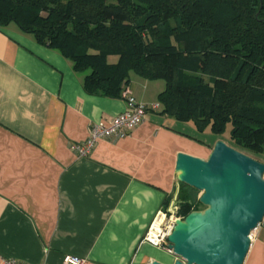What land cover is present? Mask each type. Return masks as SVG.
Returning a JSON list of instances; mask_svg holds the SVG:
<instances>
[{
  "label": "crops",
  "instance_id": "0c3cea01",
  "mask_svg": "<svg viewBox=\"0 0 264 264\" xmlns=\"http://www.w3.org/2000/svg\"><path fill=\"white\" fill-rule=\"evenodd\" d=\"M127 89L151 106L165 85L131 76ZM125 108L124 99L88 95L58 52L14 25L0 28V264H62L65 255L85 264L175 263L142 240L177 202V156L207 160L219 139L151 111L88 157L71 150ZM254 159L264 164V155ZM244 264H264V220Z\"/></svg>",
  "mask_w": 264,
  "mask_h": 264
},
{
  "label": "trees",
  "instance_id": "16d2710c",
  "mask_svg": "<svg viewBox=\"0 0 264 264\" xmlns=\"http://www.w3.org/2000/svg\"><path fill=\"white\" fill-rule=\"evenodd\" d=\"M10 25L70 61L88 95L123 99L132 74L163 81L157 114L230 127L231 147L264 155V0H0ZM198 192L180 183L181 216Z\"/></svg>",
  "mask_w": 264,
  "mask_h": 264
},
{
  "label": "water",
  "instance_id": "95a60500",
  "mask_svg": "<svg viewBox=\"0 0 264 264\" xmlns=\"http://www.w3.org/2000/svg\"><path fill=\"white\" fill-rule=\"evenodd\" d=\"M175 172L201 192L204 209L176 222L168 237L174 264H244L264 220V164L219 140L207 160L180 153Z\"/></svg>",
  "mask_w": 264,
  "mask_h": 264
},
{
  "label": "built area",
  "instance_id": "2783aa9c",
  "mask_svg": "<svg viewBox=\"0 0 264 264\" xmlns=\"http://www.w3.org/2000/svg\"><path fill=\"white\" fill-rule=\"evenodd\" d=\"M123 99L126 103L125 111L108 121L94 123L90 129V137L83 143H76L71 146L80 157H88L92 154L97 144L107 138H125L129 133L141 125L149 112L158 111L160 105L147 106L138 102L126 89L123 92ZM180 207L177 203L171 205L166 211L159 212L151 223L142 243H147L155 248L168 253L172 251L168 247V237L170 236L176 222L184 219L179 214ZM252 239V235H251ZM2 264H24L13 259H2ZM62 264H85V261L74 255H65Z\"/></svg>",
  "mask_w": 264,
  "mask_h": 264
},
{
  "label": "rangeland",
  "instance_id": "374dc122",
  "mask_svg": "<svg viewBox=\"0 0 264 264\" xmlns=\"http://www.w3.org/2000/svg\"><path fill=\"white\" fill-rule=\"evenodd\" d=\"M132 77H133V78L140 79V77H138V76L135 75V74H132ZM161 83H163V84L165 85V83H164L163 81H161ZM229 130H230V127H229L227 133H225L224 136H216V135H213V134H204V136L207 135V136H205V137H210V138L212 139V141L215 140V139L222 140V141H224L225 143H227L229 146H231V143L229 142ZM201 136H202V135H201ZM204 136H203V137H204ZM249 155H250L251 157H256L255 155H252V154H249ZM200 196H201V192H198V193H197V197H198V199H199ZM203 209H204L203 206H200V207H199V210H203Z\"/></svg>",
  "mask_w": 264,
  "mask_h": 264
}]
</instances>
